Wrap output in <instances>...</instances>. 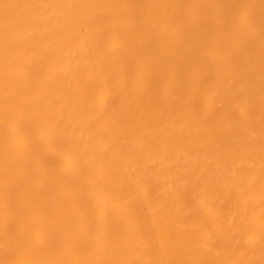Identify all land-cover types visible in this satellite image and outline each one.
I'll use <instances>...</instances> for the list:
<instances>
[{
  "label": "bare ground",
  "instance_id": "bare-ground-1",
  "mask_svg": "<svg viewBox=\"0 0 264 264\" xmlns=\"http://www.w3.org/2000/svg\"><path fill=\"white\" fill-rule=\"evenodd\" d=\"M264 264L262 0H0V264Z\"/></svg>",
  "mask_w": 264,
  "mask_h": 264
},
{
  "label": "snow or ice",
  "instance_id": "snow-or-ice-1",
  "mask_svg": "<svg viewBox=\"0 0 264 264\" xmlns=\"http://www.w3.org/2000/svg\"><path fill=\"white\" fill-rule=\"evenodd\" d=\"M262 4H264V0H262ZM173 264H181V262H173Z\"/></svg>",
  "mask_w": 264,
  "mask_h": 264
}]
</instances>
